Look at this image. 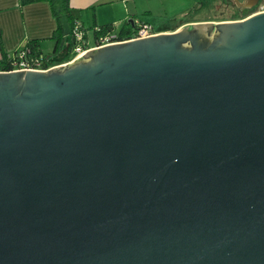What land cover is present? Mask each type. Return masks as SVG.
Listing matches in <instances>:
<instances>
[{"label":"water","instance_id":"1","mask_svg":"<svg viewBox=\"0 0 264 264\" xmlns=\"http://www.w3.org/2000/svg\"><path fill=\"white\" fill-rule=\"evenodd\" d=\"M0 264H264V10L1 70Z\"/></svg>","mask_w":264,"mask_h":264},{"label":"crops","instance_id":"2","mask_svg":"<svg viewBox=\"0 0 264 264\" xmlns=\"http://www.w3.org/2000/svg\"><path fill=\"white\" fill-rule=\"evenodd\" d=\"M153 4L155 5V0H69L72 12L79 11L80 13L84 10L83 18H91V30L95 26L106 23H113L119 27L121 23L130 19L133 22L149 24L145 16L149 17L148 13ZM76 15L73 12L74 19L82 24L83 21ZM188 22H179L168 29L164 26L157 32L172 31ZM54 25V19L46 1L20 4L19 0H0V41L4 53L11 55L19 51L24 43L31 39L40 42L43 53H49L53 45L50 35ZM82 28L86 31V28L83 26Z\"/></svg>","mask_w":264,"mask_h":264},{"label":"trees","instance_id":"3","mask_svg":"<svg viewBox=\"0 0 264 264\" xmlns=\"http://www.w3.org/2000/svg\"><path fill=\"white\" fill-rule=\"evenodd\" d=\"M36 1H46L49 6V11L54 19V29L50 35L52 41V49L49 53H43L40 48V42L36 39L26 41L19 51H16L12 55L4 53L0 41V70H9L10 57H16L18 52L21 53L22 59H30L41 56L43 59V66H52L64 63L70 60L73 56L71 48L73 47L72 26L74 17L72 16L69 0H19L20 4H28ZM257 4L254 7L245 10L247 14L253 13ZM242 12V13H244ZM245 14V15H247ZM244 15V16H245ZM132 28L131 21L126 20L121 25H115L113 23H106L92 28V43L97 41L100 35L110 33L111 31L117 32V34L123 35L128 33Z\"/></svg>","mask_w":264,"mask_h":264},{"label":"rangeland","instance_id":"4","mask_svg":"<svg viewBox=\"0 0 264 264\" xmlns=\"http://www.w3.org/2000/svg\"><path fill=\"white\" fill-rule=\"evenodd\" d=\"M258 2L259 0L256 4H258V6L262 5V10H264V0H260V3ZM73 12L78 15H76L78 19L80 18L83 21V25L79 21L78 22L86 28L85 38L87 39L88 45L92 46V31L90 29L92 26L91 18H83L84 10L80 11V13L83 14H80L79 11ZM242 12L240 13L239 10L232 4H229L227 0H155V5H152L151 11L148 13L149 17L145 16V19L148 18L149 24L155 31H158L164 26L167 27L166 29L171 28L174 24H178L179 22L235 20L250 14Z\"/></svg>","mask_w":264,"mask_h":264},{"label":"built area","instance_id":"5","mask_svg":"<svg viewBox=\"0 0 264 264\" xmlns=\"http://www.w3.org/2000/svg\"><path fill=\"white\" fill-rule=\"evenodd\" d=\"M262 9H263L262 5H259L254 12L262 11ZM71 32L73 37V47L71 48V53L73 54V56L70 60L66 62L71 61L78 53L84 52L85 50L91 47H98L110 43H116L129 39L145 37L154 34L157 31H155L153 27L146 22H133L132 28L128 33L119 36L117 32L111 31L110 33L100 35L97 41L93 42L92 46L88 45L87 39L85 38V31L77 20H74ZM21 57H22L21 53L19 52L17 58L13 56L10 57L9 63L11 68L9 70H22V69L44 70L48 67H51V66H46V67L43 66V59L41 56L30 59H22Z\"/></svg>","mask_w":264,"mask_h":264},{"label":"flooded vegetation","instance_id":"6","mask_svg":"<svg viewBox=\"0 0 264 264\" xmlns=\"http://www.w3.org/2000/svg\"><path fill=\"white\" fill-rule=\"evenodd\" d=\"M235 1H236V2H240V3H244V4L241 5L242 7H238V6L236 5ZM254 1H255V0H227V2H228L229 4H232L236 9H238L240 13H241L242 11H244V10H247V9H250V8L254 7V5L257 3L258 0L256 1V3H255ZM258 3H260V0H259ZM257 5H258V4H257Z\"/></svg>","mask_w":264,"mask_h":264}]
</instances>
